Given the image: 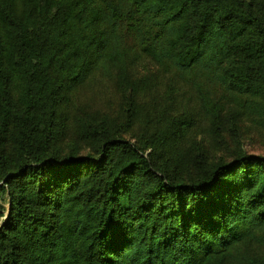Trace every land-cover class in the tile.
I'll return each mask as SVG.
<instances>
[{
	"label": "trees",
	"instance_id": "16d2710c",
	"mask_svg": "<svg viewBox=\"0 0 264 264\" xmlns=\"http://www.w3.org/2000/svg\"><path fill=\"white\" fill-rule=\"evenodd\" d=\"M96 74L134 141L74 114ZM174 83L264 126V0H0V264H264V154L190 146L191 112L149 103Z\"/></svg>",
	"mask_w": 264,
	"mask_h": 264
},
{
	"label": "rangeland",
	"instance_id": "374dc122",
	"mask_svg": "<svg viewBox=\"0 0 264 264\" xmlns=\"http://www.w3.org/2000/svg\"><path fill=\"white\" fill-rule=\"evenodd\" d=\"M150 76H160L157 66L148 59H141L134 68L133 77L144 79ZM123 93L114 81L96 74L76 93L73 99L76 109L74 114L84 120L83 123L117 121L121 123L117 127V133L134 141L140 135V123L134 121L130 111L125 112ZM209 94L213 100H222L221 93L218 91ZM149 103L152 108H164L172 113L191 112L193 124L196 125L193 135L190 136V146L200 141L201 149L209 159L219 155L228 157L238 151L264 154V126L252 119L238 117L230 109L222 113L221 122L218 125L211 124L201 111L202 102L199 99V93L192 87L180 83H174L170 90L159 87L149 97ZM230 107L233 105L228 106ZM142 109L148 110L146 106ZM0 205L4 208V215L0 219L1 224L8 213L6 196Z\"/></svg>",
	"mask_w": 264,
	"mask_h": 264
}]
</instances>
